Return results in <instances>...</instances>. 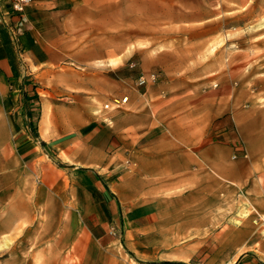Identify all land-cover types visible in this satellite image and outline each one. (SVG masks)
Masks as SVG:
<instances>
[{
    "label": "rangeland",
    "instance_id": "rangeland-1",
    "mask_svg": "<svg viewBox=\"0 0 264 264\" xmlns=\"http://www.w3.org/2000/svg\"><path fill=\"white\" fill-rule=\"evenodd\" d=\"M214 1L221 6L212 11V0H77L85 13L76 35L85 48L100 45L110 52L117 47L114 60L132 54L142 62L161 55L157 82L193 87L196 96L224 90L234 101L227 117H234L244 144L255 154L242 156V163L232 167L239 181L223 180L217 172L187 173L193 179L155 195L165 202L123 201L122 210L129 213L150 208L151 221L159 233L164 231L167 243L142 248L135 236L120 232L109 249L100 248L92 213L94 197L102 199L95 189L87 192L88 186L100 177L116 187L126 180H146V174L133 171L132 157L118 164L108 151L104 158L114 162L112 172L96 176L73 165L87 129L81 93L38 90L55 103L50 105L54 123L46 126L48 141L38 136L43 115L38 102L33 118L20 122H8L0 107V134L14 135L0 138V264H90L89 259L164 264L173 258L187 264H231L258 242L264 245V0H243L240 6L238 0ZM110 36L116 37L111 44ZM109 101L92 100L88 114L99 119L92 127L97 133L109 115L123 108L104 109ZM67 110L73 122L56 123ZM220 127L221 119L214 120L213 142L223 140Z\"/></svg>",
    "mask_w": 264,
    "mask_h": 264
},
{
    "label": "crops",
    "instance_id": "crops-1",
    "mask_svg": "<svg viewBox=\"0 0 264 264\" xmlns=\"http://www.w3.org/2000/svg\"><path fill=\"white\" fill-rule=\"evenodd\" d=\"M76 1L33 0L23 13H15L10 0H0V107L8 122L15 119L20 122L22 118H33L38 102L43 114L38 136L45 142L50 138L46 126L54 123L50 119V105L55 103L45 94H38V90L81 93V105L88 109L83 120L87 129L79 144L77 163L73 165L84 166L80 170L86 168L96 176H100L98 171L112 172L114 162L104 158L108 151L117 156L118 164L132 157L133 171L146 174V180H126L116 187L100 177L92 181L87 190L85 185L79 186L82 195L85 190L95 189L102 199L95 196L93 200L92 214L98 220L94 231L97 245L109 249L115 242L113 236L122 232L124 236H135L137 246L154 248L167 241L164 231L159 233L151 221L153 212L148 207H136L129 213L122 210L123 201L145 198L142 200L147 205L165 202L155 195L193 179L187 173L193 176L196 172H217L223 180L239 181L240 175L234 173L232 167L242 163V156L252 159L255 154L244 144L234 117H227L234 101H229L224 90L223 94L206 90L196 96L193 87H175L157 82V78L139 86L140 77L154 74L162 65L161 55L136 62L129 54L123 61V58L113 59L117 47L110 52L100 45L85 48L76 35L85 5ZM241 2L243 0H238L237 6ZM209 4L214 11L215 1ZM109 38L110 44L115 42V36ZM102 62H109V66L99 71ZM122 98H127L122 110L109 115L108 123L100 126L98 133L93 130L99 119L88 114L94 106L92 100ZM238 100L236 98L235 102ZM217 119H221L218 133L223 140L213 142L209 134ZM63 122H73L68 110L56 121ZM3 132L0 138L13 135ZM88 154L92 156L86 159ZM253 248L239 254L231 264H264V245L258 242ZM181 259H165L160 263L187 264ZM88 262L107 264L101 259Z\"/></svg>",
    "mask_w": 264,
    "mask_h": 264
},
{
    "label": "built area",
    "instance_id": "built-area-1",
    "mask_svg": "<svg viewBox=\"0 0 264 264\" xmlns=\"http://www.w3.org/2000/svg\"><path fill=\"white\" fill-rule=\"evenodd\" d=\"M33 0H10V7L15 13H23L25 9L32 3ZM149 80L155 81L156 75L151 74L148 76ZM148 78L140 77L138 80L139 86H145ZM127 101V98L112 99L109 103L105 104L104 109H120Z\"/></svg>",
    "mask_w": 264,
    "mask_h": 264
}]
</instances>
